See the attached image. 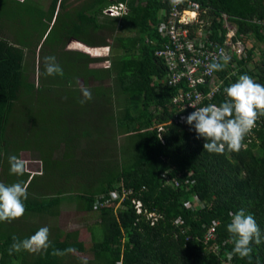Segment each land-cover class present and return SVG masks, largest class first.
<instances>
[{"label":"trees","instance_id":"trees-1","mask_svg":"<svg viewBox=\"0 0 264 264\" xmlns=\"http://www.w3.org/2000/svg\"><path fill=\"white\" fill-rule=\"evenodd\" d=\"M193 1L202 7L208 41L224 44L219 17L226 13L235 39L263 44L253 69L247 65L254 51L246 47L245 57L220 63L225 87L244 74L264 85V0ZM119 4L126 12L105 14ZM169 8V0H0V182L27 184L24 215L0 221V264H264V116L245 147L223 154L205 151L193 126L174 122L176 88L164 81L165 63L156 55L166 42L159 24ZM70 40L109 54L67 50ZM37 52L36 84L27 55ZM48 56L63 76L46 75ZM79 82L92 92L84 104ZM228 99L224 92L216 98ZM25 104L34 116L17 118ZM23 122L42 125L45 143L35 148L31 135L23 136ZM23 151L41 163L40 173L10 172L9 157ZM134 199L147 214L136 212ZM71 204L97 214L95 226L61 229V207ZM240 209L254 216L262 234L251 258L229 257L234 241L227 226ZM41 227L49 229L47 251L9 254L13 236L23 240ZM68 247L76 252L51 254Z\"/></svg>","mask_w":264,"mask_h":264},{"label":"clouds","instance_id":"clouds-1","mask_svg":"<svg viewBox=\"0 0 264 264\" xmlns=\"http://www.w3.org/2000/svg\"><path fill=\"white\" fill-rule=\"evenodd\" d=\"M173 4H180L183 0H171ZM46 75L63 76V70L56 62L54 56L44 58ZM209 72L222 70V65L213 62L207 65ZM83 99L81 104L92 99V92L88 87L81 86ZM228 100L221 103L209 104L205 107L195 108L185 121L193 126L197 133V138H204L203 148L209 153L223 154L225 150L239 152L245 147L243 141L245 137L256 127V121L260 116H264V85L254 81L247 74L241 75L237 82L231 84L224 90ZM10 172L17 176L24 175L26 162L16 156L9 157ZM27 199V184L15 182L6 185L0 182V221L11 222L22 217L26 211L24 200ZM232 215L231 222L227 230L233 236L234 248L229 253L238 255L240 258H251L252 243L261 244V230L252 214H246L244 209H240ZM49 229L41 227L33 235L23 240L13 236V243L9 248V254L20 252L47 251L50 247ZM76 252L74 247L64 250L53 249L52 255L64 256ZM259 264V259H257Z\"/></svg>","mask_w":264,"mask_h":264},{"label":"built area","instance_id":"built-area-1","mask_svg":"<svg viewBox=\"0 0 264 264\" xmlns=\"http://www.w3.org/2000/svg\"><path fill=\"white\" fill-rule=\"evenodd\" d=\"M169 7V11L163 10L162 22L159 24V32L166 42L156 51V55L165 63L164 81L176 88V94L172 98L173 106L176 107L173 120L185 126V118L194 112L195 108L209 104L219 106L216 100L218 94L226 93L225 81L218 76L217 71L209 72L207 65L213 62L220 64L232 57L241 58L245 54V46L241 40L235 39L236 26L231 23L226 13H221L219 17L226 29L224 44L221 45L207 40L202 28L204 20L200 18L202 7L198 2L183 0L180 4H173L169 0ZM104 12L109 16H118L126 12V7L124 4L112 5ZM192 25H199V29L194 31ZM158 130L163 131V127L160 126ZM110 196L114 199L119 195L114 191ZM132 202L139 215L147 214L141 201L134 199ZM193 202L196 206L202 205L196 200ZM147 219L153 221L155 216L148 214ZM213 230L211 228L208 237H213Z\"/></svg>","mask_w":264,"mask_h":264},{"label":"rangeland","instance_id":"rangeland-1","mask_svg":"<svg viewBox=\"0 0 264 264\" xmlns=\"http://www.w3.org/2000/svg\"><path fill=\"white\" fill-rule=\"evenodd\" d=\"M245 47H246V50L252 49L254 51L253 61H251L247 65L248 69H253V66L256 64V62L260 61L261 50L263 49V44L260 41L247 39V40H245ZM65 49L86 52V53L91 54L92 56L105 57L109 54L108 48L91 49V48L86 47L85 45H83L77 41H73V40H70L66 44ZM38 53L39 52H37L36 55L29 53L27 55V66L29 68H34L33 69L34 72L32 74V77H34L33 79L35 80L36 84L38 83V78L41 75L37 69L38 64H39V62H38L39 54ZM245 55H246V51L242 57H245ZM106 64H107V62L104 61V62L97 63L94 66L95 67H98V66L101 67V66H106ZM78 85L82 86V82H79ZM57 94L58 93H54L52 95H57ZM62 97H65V94H63ZM54 98H55L54 99L55 105H57L60 101H62L60 95L55 96ZM20 114L21 115H17L18 116L17 118H19V117L28 118L29 116H34L33 110L31 112V107L29 106V104H25V106H23V112H20ZM44 117L46 118L45 114L39 118L42 120ZM52 118H53V116H52ZM23 123H24V125L22 126V132L24 134L23 136L31 135V137H32L31 142L35 148L38 145L45 143V141L40 139V137L45 136L47 133L46 130L43 129L42 125L27 127L26 122H23ZM38 123H39V121H38ZM17 132H20L19 129H17ZM244 144H245V142H244ZM41 146H43L44 148H47V145H41ZM18 158H20L26 162L27 168H26L25 172H28L31 175L38 174L41 172V163L38 160H34L32 158V155L28 151H23V152L19 153ZM52 174L54 176H58L59 171L56 170ZM37 182H42V181H41V179H37ZM97 221H98L97 214H95V213L87 214V213L79 212L74 208V205L71 204L68 206L66 205V206L61 207V214H60V217L58 218V226L61 229L67 230V231L85 228L84 232H86V228L88 226H92V227L95 226V223ZM87 238H88V234H87L86 238H83V239H87Z\"/></svg>","mask_w":264,"mask_h":264}]
</instances>
